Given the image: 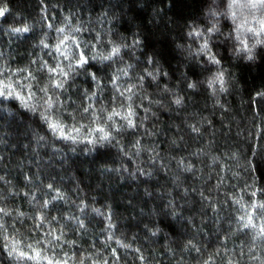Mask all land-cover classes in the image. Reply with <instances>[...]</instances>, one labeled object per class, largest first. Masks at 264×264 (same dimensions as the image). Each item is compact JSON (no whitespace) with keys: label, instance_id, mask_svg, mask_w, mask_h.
<instances>
[{"label":"trees","instance_id":"trees-1","mask_svg":"<svg viewBox=\"0 0 264 264\" xmlns=\"http://www.w3.org/2000/svg\"><path fill=\"white\" fill-rule=\"evenodd\" d=\"M0 264H264V0H0Z\"/></svg>","mask_w":264,"mask_h":264}]
</instances>
